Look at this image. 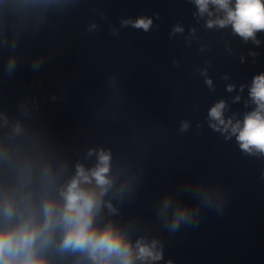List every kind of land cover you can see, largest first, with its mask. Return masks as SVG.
I'll use <instances>...</instances> for the list:
<instances>
[{
	"label": "clouds",
	"instance_id": "obj_1",
	"mask_svg": "<svg viewBox=\"0 0 264 264\" xmlns=\"http://www.w3.org/2000/svg\"><path fill=\"white\" fill-rule=\"evenodd\" d=\"M195 3L201 14L208 11L209 4L225 11L224 19L209 20L208 27L231 23L234 31L245 39L264 30V0H235L234 8L229 7L230 0H195ZM151 23L150 19L139 18L133 26L147 31ZM251 95L258 110L245 118L237 139L245 151L256 148L264 152V116L261 115L264 111V75L255 78ZM223 108L221 102L209 113L220 124H224ZM238 129L239 124L233 126L232 131ZM98 159L97 165L90 170L79 164L76 166L75 176L59 187V199L47 187L36 192L30 183V171L22 173L18 191L6 190L0 196V264H53L47 254L49 251L86 256L92 264H135L134 256L141 261L162 258V253L155 250L156 241L146 244L138 240L134 249L124 234L111 224L103 228L94 224L102 198L112 184L108 175L110 153L101 150ZM42 180L45 185L54 183L50 169L44 170ZM93 181V187H86L93 185ZM108 206L111 208L110 204ZM167 206L165 201V209ZM191 218L186 207L177 206L171 228L175 230L181 222H190Z\"/></svg>",
	"mask_w": 264,
	"mask_h": 264
}]
</instances>
